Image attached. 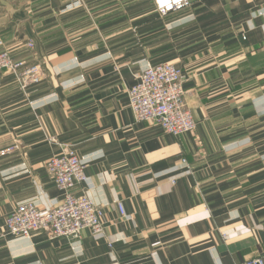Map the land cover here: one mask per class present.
Wrapping results in <instances>:
<instances>
[{"label": "crops", "instance_id": "1", "mask_svg": "<svg viewBox=\"0 0 264 264\" xmlns=\"http://www.w3.org/2000/svg\"><path fill=\"white\" fill-rule=\"evenodd\" d=\"M2 47L41 77L20 87L0 74V264L264 257V0H191L161 17L151 0H0ZM162 61L186 74L196 127L179 136L128 105L130 84ZM64 148L83 163L77 189L103 208V229L9 234L18 203H60L45 163Z\"/></svg>", "mask_w": 264, "mask_h": 264}, {"label": "built area", "instance_id": "2", "mask_svg": "<svg viewBox=\"0 0 264 264\" xmlns=\"http://www.w3.org/2000/svg\"><path fill=\"white\" fill-rule=\"evenodd\" d=\"M188 5L189 0H156V7L162 13ZM24 66V61L13 63L8 53H0V69H21L22 74L26 75V83L36 82L40 67L36 64L28 68ZM185 80L183 69L172 62L148 64L127 90V100L134 119L139 122H155L173 136L193 131L196 122L184 102ZM51 140L55 141L53 138ZM46 166L62 197L60 203L48 209H41L31 201L18 203L5 216L7 232L12 235H28L34 230H42L51 238L67 239L79 238L84 229L100 232L103 229V208L85 193L75 191L85 179L84 166L77 154L64 148L52 156ZM117 207L123 216L125 211L122 202H117ZM239 264H264V257L255 256Z\"/></svg>", "mask_w": 264, "mask_h": 264}, {"label": "rangeland", "instance_id": "3", "mask_svg": "<svg viewBox=\"0 0 264 264\" xmlns=\"http://www.w3.org/2000/svg\"><path fill=\"white\" fill-rule=\"evenodd\" d=\"M141 2L142 1H144V0H140ZM152 1V4L154 5V8H155V10H156V13H157V15L158 16H165V15H168V14H170L171 12H173V11H169V12H166V13H162V11L160 10V9H158V7H156V0H151ZM189 5H191V0H189ZM188 5V6H189ZM188 6H186V7H188ZM33 45H34V42H32L31 40H29L28 42H27V44H26V47L27 48H32L33 47ZM30 50V49H29ZM1 52H6V53H8L9 54V56L11 57V59H12V62L13 63H19V62H25V68H28L29 66H31V64H36L37 66H39L40 67V65H39V63H29V62H27V60L26 59H23V58H18V59H16L15 57H14V55L12 54V52L7 48H4V47H2V48H0V53ZM177 66V65H176ZM178 67V66H177ZM146 67H144V69H145ZM143 69V70H144ZM142 70V71H143ZM141 71V72H142ZM184 71V70H183ZM7 72H9V73H11L12 75H13V77H14V80H15V82L16 83H18L19 84V86L20 87H25V85H27V83H31V82H34V81H31V82H27L26 83V80H25V77H26V75H24V74H22V70L20 69V70H14V68L13 67H4V68H2V69H0V74H2V73H7ZM40 72L41 71H39L38 73H37V76H38V80L40 79V77H41V74H40ZM141 72H140V74H141ZM185 72V71H184ZM139 74V75H140ZM139 75H138V77H139ZM26 84H25V83ZM183 87H184V84H183ZM128 105H129V103H128ZM130 107V106H129ZM130 109H131V107H130ZM132 111V110H131ZM133 113V112H132ZM192 116H193V114H192ZM133 118H134V116H133ZM135 120V119H134ZM136 121V120H135ZM136 122H139V121H136ZM157 124V123H156ZM162 129V128H161ZM163 130V129H162ZM164 131V130H163ZM165 132V131H164ZM165 133H167V132H165ZM168 134V133H167ZM171 135V134H170ZM51 138H53V137H50V139ZM54 139H56V138H54ZM59 154V153H58ZM57 155V154H56ZM55 156V155H54ZM51 158V157H50ZM50 158H48L47 159V161L50 159ZM47 161H46V163H45V166H46V164H47ZM46 168H47V166H46ZM47 171H48V168H47ZM49 172V171H48ZM49 174L52 176V174L49 172ZM52 178H53V176H52ZM54 179V178H53ZM55 181V180H54ZM55 184H56V182H55ZM82 184V183H81ZM56 187H57V184H56ZM79 187V186H78ZM77 187V188H78ZM75 189V191L76 192H79V193H84V192H80V191H78V189ZM57 189H58V187H57ZM58 192H59V190H58ZM60 193V192H59ZM61 196V195H60ZM60 198H62V197H60ZM32 202V201H31ZM34 204H36L35 202H33ZM37 205V204H36ZM38 206V205H37ZM39 207V206H38ZM53 207V206H52ZM40 208V207H39ZM42 209V208H41ZM45 209H48V208H45ZM31 233V232H30ZM29 235V234H28ZM25 236H27V235H25Z\"/></svg>", "mask_w": 264, "mask_h": 264}]
</instances>
